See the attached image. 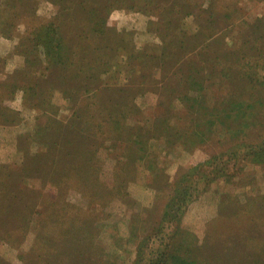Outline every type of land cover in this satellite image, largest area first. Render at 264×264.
Returning a JSON list of instances; mask_svg holds the SVG:
<instances>
[{
	"label": "rangeland",
	"instance_id": "rangeland-1",
	"mask_svg": "<svg viewBox=\"0 0 264 264\" xmlns=\"http://www.w3.org/2000/svg\"><path fill=\"white\" fill-rule=\"evenodd\" d=\"M146 1L1 8L0 264H264V0Z\"/></svg>",
	"mask_w": 264,
	"mask_h": 264
},
{
	"label": "trees",
	"instance_id": "trees-1",
	"mask_svg": "<svg viewBox=\"0 0 264 264\" xmlns=\"http://www.w3.org/2000/svg\"><path fill=\"white\" fill-rule=\"evenodd\" d=\"M5 1H6V3H5ZM52 3H54V0H50ZM149 1H151V2H153L154 0H148V1H146L147 3H150ZM7 4V5H6ZM3 5L4 6H6V8H5V14L7 13L6 11H7V8H14V7H18L19 6V8H27L28 7V9H34L35 10V6H34V2H33V0H0V10H1V8L3 9ZM83 6V5H82ZM83 8H84V6H83ZM68 15H70V14H72V12H70V13H67ZM72 20H70V22H71ZM2 22H3V20H2ZM1 22V23H2ZM99 24H101L100 22H99ZM70 26V25H69ZM72 26H76V25H72ZM76 27H78V26H76ZM87 27H92L91 25L90 26H87ZM79 28H82V26H80V27H78V29ZM76 33L77 34H75L76 36H78V32H77V30H76ZM255 87V86H254ZM214 108H215V110H209L210 112H215V114L217 115V116H220V118L223 120L224 119V117H225V115L223 114V112H221V110H216V105H214L213 106ZM209 112V113H210ZM217 112V113H216ZM253 113V112H252ZM103 115V117H104V119H106V115L105 114H102ZM94 116H96V113H95V115ZM100 121H101V119H100ZM99 123H101V122H99ZM116 128H118V131H120V129H121V127L118 125V127L117 126H115V129ZM167 131V133L169 134V137H171V138H173L174 136H177L175 133H173L172 131H175V132H178L179 130H175L172 126H169V125H166V126H164V131ZM117 131V132H118ZM118 134H121V131L120 132H118ZM132 135H135V134H132ZM184 135V133L181 131L180 132V136H183ZM74 136H75V138H77V137H80L81 136V134H79V133H77V132H75L74 133ZM139 137V136H138ZM137 137V140L136 141H138V140H140V138H138ZM128 138H130V135L128 136ZM187 140V139H186ZM71 145V144H70ZM83 146V144H79V147L81 148ZM76 147L75 146H73L72 147V150H74ZM67 149H70L69 148V146H68V148ZM261 154V153H260ZM82 155H84V154H82ZM85 156V155H84ZM86 156H85V160H86ZM201 164H199V165H194V166H192L191 168H189V169H194V168H199V166H200ZM150 167H151V169L154 167V166H152V164H150ZM190 171H188V173H189ZM188 173H186V174H188ZM199 173H200V171H199ZM201 174H203V173H201ZM188 178V177H187ZM186 178V175H184V177L183 178H181L180 180H179V182L181 183V181L183 182V181H185V180H187V181H191L190 179L188 180ZM198 194H195V193H193V195H188L187 196V198H189V199H192V198H195L196 196H197ZM167 244H166V247L162 250V251H160L158 254H157V257H156V259L153 261V263L152 264H163V262H164V260L165 259H167L169 256H172V257H174V261L176 262V264H193L191 261H189V260H185V259H183V258H181L180 256H179V254H178V252L177 253H175V254H173V251H167L166 250V248H167Z\"/></svg>",
	"mask_w": 264,
	"mask_h": 264
}]
</instances>
